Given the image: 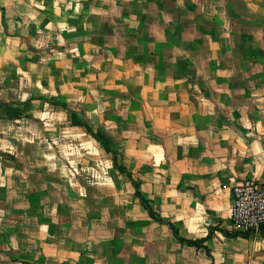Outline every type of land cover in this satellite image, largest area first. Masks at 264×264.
<instances>
[{"label":"crops","instance_id":"1","mask_svg":"<svg viewBox=\"0 0 264 264\" xmlns=\"http://www.w3.org/2000/svg\"><path fill=\"white\" fill-rule=\"evenodd\" d=\"M246 181L264 0H0V264H264Z\"/></svg>","mask_w":264,"mask_h":264},{"label":"built area","instance_id":"2","mask_svg":"<svg viewBox=\"0 0 264 264\" xmlns=\"http://www.w3.org/2000/svg\"><path fill=\"white\" fill-rule=\"evenodd\" d=\"M230 216L233 226L239 230L260 232L264 229V181L234 185Z\"/></svg>","mask_w":264,"mask_h":264},{"label":"rangeland","instance_id":"3","mask_svg":"<svg viewBox=\"0 0 264 264\" xmlns=\"http://www.w3.org/2000/svg\"><path fill=\"white\" fill-rule=\"evenodd\" d=\"M88 146L90 147V148H92V144H88ZM71 151H73V150H71ZM91 151H93V150H91ZM68 152H70V150L68 151ZM95 158L97 157V156H94ZM97 165V164H96ZM94 171H101L102 170V168L100 167V166H96L94 169H93ZM77 174L79 173L80 174V172H83L82 170H77V171H75ZM97 174V173H96ZM95 175V174H94Z\"/></svg>","mask_w":264,"mask_h":264},{"label":"trees","instance_id":"4","mask_svg":"<svg viewBox=\"0 0 264 264\" xmlns=\"http://www.w3.org/2000/svg\"><path fill=\"white\" fill-rule=\"evenodd\" d=\"M96 138H97L98 140L102 141V142L105 140V137H104L103 135H101L100 133H97V134H96ZM189 243H190V244H193L194 241H189Z\"/></svg>","mask_w":264,"mask_h":264}]
</instances>
